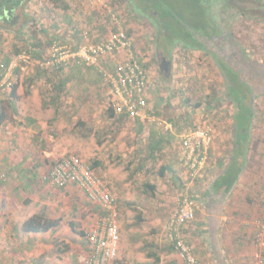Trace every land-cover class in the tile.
<instances>
[{"label":"rangeland","instance_id":"rangeland-1","mask_svg":"<svg viewBox=\"0 0 264 264\" xmlns=\"http://www.w3.org/2000/svg\"><path fill=\"white\" fill-rule=\"evenodd\" d=\"M68 2L78 9V14H71L76 18L71 19L73 24L63 20L68 12L54 7L51 0H33L26 10L33 15L42 14L43 22L41 27L33 25L30 30L37 34L39 28H46L50 36L41 33L43 40L51 41V38L57 35L59 42L56 44H63L71 49L70 47L76 46L74 44L83 42V39H79L80 32L84 35L88 32L93 34L92 40L96 41L99 38H107L118 27H122L131 36L135 53L149 71V100L146 113L147 110L153 109V106L155 113H161V103L168 99L170 109L177 113L180 119L186 120L187 117L191 121L193 117H199L201 106L207 105L204 104L206 102L198 103L206 97L200 92L214 82L211 58L205 54L199 56L192 51H183L182 46L176 47L177 42H165L168 50H172L166 58L175 64L172 65L171 74L168 76L160 71V60L163 56L161 53L163 50L167 51L163 45V37L166 34L164 29L161 32L156 31L149 18L133 14L121 0ZM190 3V0H175V5L182 14L177 17L187 24V19L194 17ZM232 4L236 6V16L234 21L229 22V26L234 34L244 39L246 46L249 45L255 51L264 49V39L255 46L246 43L247 36H242L246 34L244 30H254V26L246 22L247 16L264 15L258 4L254 0H234ZM199 10L200 8L196 9ZM88 11L93 12L90 14L93 22L86 24L84 14ZM66 28V34L62 36ZM69 33L78 35V39L73 38L72 43L66 41ZM23 36V39L32 42L28 33ZM10 37L11 35H5L0 42V54H11ZM25 46L20 43V50L24 52L12 57L5 78V88L0 94V174H6V181L0 183V264H39L45 260L40 256L42 245L37 247V234L20 232L22 222L27 219L26 217L22 221L23 215L33 214V211L30 212L31 207H35L32 200L36 205L40 202L49 216L59 221L57 231L55 229L53 232H61L65 238L53 243V248L47 253L58 260L65 258L72 264H84L90 250L80 232L91 230L98 219L106 214V210L89 200L77 186L62 189L46 183L43 179L55 162L70 156H77L89 165L98 163L95 169L97 174L116 196L121 254L126 263L161 264L162 261L159 262L157 256L161 257L162 249L168 260L177 264L165 231L169 216L185 192L174 167L176 154L173 149L172 153L168 152L166 147L161 155L150 159L148 146L153 136L149 137L147 132L151 125H148V129L145 128L139 140L136 134L134 135V119H125L121 123L117 116H110V89L103 72H113L119 58L101 59L100 65L88 71L84 79L66 82L65 90L60 91L63 95L58 104L53 99L60 93L56 92L54 87L59 80L57 77L47 79V74H52V77L56 70L45 68L41 69L44 73H39L40 63L26 51ZM171 47L173 49H170ZM46 48L49 51L51 46ZM73 68L75 66H68L64 72L77 70ZM14 86L16 89L12 98ZM42 106L45 107L43 112ZM56 106L59 111L55 109ZM1 112H5L2 119ZM166 126L167 123L157 124L155 131L157 134L162 131L169 133L164 129ZM177 130L178 133H184L181 127ZM37 132L40 137L44 135L50 145L45 148V152L37 151ZM41 156L42 161H39L37 158ZM8 165L10 168H23L30 177L35 178L34 181H27L25 177L10 178ZM169 166H173V172L166 171L162 176L161 168ZM37 172L40 173L38 180ZM149 185L153 186L154 190L148 189ZM262 220L264 211L254 221L256 233L258 222ZM70 223L75 224L76 231L73 232L69 228ZM70 232L72 233L68 236ZM67 241L69 243H66ZM259 250L256 245L254 264L257 263ZM151 254L155 256L150 257ZM261 254L263 256V253Z\"/></svg>","mask_w":264,"mask_h":264},{"label":"crops","instance_id":"crops-1","mask_svg":"<svg viewBox=\"0 0 264 264\" xmlns=\"http://www.w3.org/2000/svg\"><path fill=\"white\" fill-rule=\"evenodd\" d=\"M258 1L256 4L264 13V0ZM233 2L234 0L229 2L228 0H206V3H204L210 14L211 22L208 23L209 28L206 31L200 29L199 32L202 35L196 37L204 44L206 49L204 51L202 49L191 51L199 54V56L205 54L211 58V64L213 65L211 73L214 82L213 85L206 86V89L200 92L201 95H206V97L198 103L206 102L204 104L207 105L206 107L201 106L199 117H193L191 121L187 117L186 120L180 119L177 113L170 109L169 101L166 99L161 103V113H155L153 106V109L147 110V113L144 112L134 118L136 126L133 127V130L136 136L142 132V127L148 129V125H151L150 130L147 132L150 137L151 131L156 129L157 124L153 122L155 119L162 121L163 124L167 123L166 127L171 129L175 124L174 131L169 133L162 131L157 136H152L161 137L159 139L162 140V144L167 145L168 152L172 153L173 149L176 154L174 167L180 176L184 190L190 181L179 162L180 135L183 132L178 133L177 128L181 127L186 132L200 125L210 124L214 127V142L208 165L202 176L195 180L189 189L197 200V219L183 230L185 241L192 246L199 264H254L253 257L256 251L254 221L264 211V49L255 51L249 45L246 46L244 39H240L239 36L234 34L229 26V22L234 21L236 16L234 11L236 6L232 4ZM71 13H75V11L69 10V14ZM91 13L93 12L88 11L84 14V18L89 23L93 22V17L90 16ZM76 14H78V11ZM68 19L63 18L64 21ZM245 20L248 25L254 26V30H244L246 34H242V36H247L246 43L258 46L264 39V15L247 16ZM59 23L62 26V21ZM159 29L160 27L157 28V31ZM66 31L67 28L64 34L61 35L64 36ZM226 31L231 34L233 41H230V39L225 41L226 38L230 37L227 36ZM223 35L226 37L223 38L224 41H221ZM78 37V35L69 33L66 41L72 43V39H78ZM81 37H83V43L85 41L94 42L92 40L93 34H89V32ZM109 37L110 35L107 38H99V41ZM163 38L165 39V36ZM163 45L167 51L163 50L161 55L170 56L172 50H168L166 43ZM181 49L189 52L183 47ZM111 59L108 58V60ZM169 61L172 62L171 59ZM73 64L70 66H73ZM172 65L175 66V64L172 62L171 70ZM93 68L84 65L79 70H73L76 74H74L75 77L72 81L84 79L86 73L91 69L93 70ZM80 71L84 74H81ZM65 86H67V83ZM63 89L65 90V88ZM148 100L149 92L147 91V103ZM44 109L45 107L42 106L41 112ZM55 109L58 110L57 106ZM38 134L37 132V151L45 152V148L50 147V145L44 135L40 137ZM37 159L40 161L42 156ZM172 167L169 166L170 169ZM8 173L10 174L9 177L14 179L25 177L30 182L35 179L30 177L23 168L17 166L10 168L8 165ZM39 174L37 172V180ZM71 187L69 186L66 189ZM32 201L35 207H31L30 212L33 211V214L23 215L22 221L26 217L37 213L45 214L51 218L40 202H37L36 205L34 200ZM69 228L71 229V226ZM55 229L57 231L58 227L46 233L37 234V247L42 245L40 249H43V251L40 256L45 259L39 264H72L68 259L58 260L57 257H52L47 253L53 248V243L55 244L58 239H65L61 232H53ZM71 233L67 235L70 236ZM66 243H69V241ZM170 250L174 254L176 263L182 264L180 256L172 248ZM164 253L165 251L161 249V257L156 255L157 260L162 261L161 264H172ZM259 253H263L264 256V248L260 249ZM150 257H152V254ZM120 260L127 264L121 251Z\"/></svg>","mask_w":264,"mask_h":264},{"label":"built area","instance_id":"built-area-1","mask_svg":"<svg viewBox=\"0 0 264 264\" xmlns=\"http://www.w3.org/2000/svg\"><path fill=\"white\" fill-rule=\"evenodd\" d=\"M49 58L41 66L50 69L67 68L73 63L98 67L101 59L119 58L111 73L103 72L109 86L108 100L117 114H128L135 118L146 112L147 91L149 84L148 70L143 66L134 51L133 40L122 28L98 43H86L78 50L72 51L64 46L55 45L50 50ZM0 81V94L4 90L5 78ZM9 85V84H8ZM154 123L163 125L161 121ZM166 132L173 129L165 127ZM214 142V129L210 125L198 126L180 135L179 162L187 174L189 185L186 186L175 210L168 218L165 231L168 242L180 256L182 264H199L192 246L183 236L186 226L196 220L197 200L190 192V185L202 176L209 159ZM44 181L58 188L77 186L85 196L106 210L96 225L84 232L90 253L84 264H117L120 260L121 233L117 198L96 170L77 156L61 159L44 175ZM6 176L0 174V183ZM256 245L264 248V220L258 222ZM256 264H264L262 254H258ZM124 264V262H122Z\"/></svg>","mask_w":264,"mask_h":264},{"label":"trees","instance_id":"trees-1","mask_svg":"<svg viewBox=\"0 0 264 264\" xmlns=\"http://www.w3.org/2000/svg\"><path fill=\"white\" fill-rule=\"evenodd\" d=\"M121 1H124V3L127 4L128 8L131 9V12L133 14H136L138 17L144 16L145 18H149L151 23L155 27L156 31L158 27H160V29L158 30L159 32H161L162 29H164L166 31V34L164 35L165 39L163 38L164 43L174 41L177 42L176 45L177 48L182 46L184 49L188 51L198 50V49H202L204 51L206 49L204 44L200 42L198 37H196V36H201L202 33L199 32L200 29L206 31L209 28L208 23L211 22L210 14L208 13V10L206 9L204 4L206 3V0H190L191 3L189 7L193 9L191 13L194 15V17L187 19V22L189 24L178 19L177 15L181 16L182 14L179 11V9L176 7L175 0H121ZM229 1L230 0H228V2ZM254 1L257 2L258 0H254ZM32 2L33 0H0V42L5 38V35H11L10 43L12 47L11 54H6V53L0 54V81L4 78L12 62V57L18 56L22 52H24L20 50V43L21 44L24 43L26 45L25 46L26 51L34 58L36 62H38V64L40 63V66H38L39 73L41 72L44 73L43 70L41 69H45V67L41 66V63H43L49 58L51 52L47 50L46 46H51L52 49L53 46L57 45L56 42H59L58 39L59 36L57 35H54L53 37L54 39L51 38V41L49 40L48 42H46L45 40H43V38L41 37L42 36L41 33H43L44 35L48 34L46 36H50V33L46 30V28L45 29L39 28L40 31L37 30V34L33 33L30 30V28L33 25L34 26L37 25L41 27V23L43 22L42 14L37 13L36 15L35 13V15H33L26 10L32 4ZM51 2L54 7L60 9L63 12H68V14L65 13V16L63 18H69L68 21L72 23L71 19L74 17L71 16V14L75 15L78 9L72 7L70 5V2H68V0H51ZM197 8H200V10L196 11ZM69 10H73L75 11V13L69 14ZM166 19H168V21ZM85 23L89 24L87 20L85 21ZM74 25H76L75 22ZM187 25H189V27H187ZM25 33H28V37L30 38V40H32V42H29L28 39H23L24 37L23 34ZM80 35L83 36L84 33L80 32ZM79 39L81 40L83 39V37ZM98 42L101 41L94 40V42H86V43H98ZM86 43L78 42L76 46L70 47L71 48L70 50L76 51ZM58 46H64V45L58 44ZM64 47L68 48L67 46ZM84 65L86 64H82V63L73 64V66H75V68L77 69H79V67H82ZM143 66L146 68V70H148L145 63H143ZM64 71L67 70H65V68L57 69L54 73V76L52 77H51L52 74L51 75L47 74L48 80H52V78L54 77L58 78L59 81L55 83L54 86L56 88V92H60L66 85V82L68 83V81L73 80L75 77L73 70L67 73ZM15 89L16 86L13 87V91L11 95L12 98H14ZM62 95L63 92L58 93L57 95L54 96L53 101L60 104ZM57 108L59 107L57 106ZM109 113L112 118L114 116H117L118 121L121 123H123V120L125 119L132 118L128 114H117L114 111L112 105H110ZM4 116H5V112L3 113L1 112V119L4 118ZM142 128H143L142 132L138 133L137 135L139 140L142 138L145 130V127ZM151 135L157 136V132L152 130ZM156 136H153L149 142L148 156L150 159L156 158L158 155H161L160 153H162L167 147V145L162 144V140L159 139L161 137H156ZM141 151H143L142 148ZM57 162H55L54 164H56ZM98 165H99L98 163H94L90 166L91 168L96 169ZM166 171L173 172V167L171 169L169 167L161 168L160 174L164 176ZM147 188L154 190V187L151 185L147 186ZM58 225H59L58 220L49 218L45 214L37 213L27 217V219L22 222L20 232L30 235L43 234L58 227ZM70 226L73 231H76L75 224L70 223ZM80 235L85 236V233L80 232ZM170 247L172 248V250H174L171 244ZM153 256H155V254H152V257ZM117 264H122V262L119 261Z\"/></svg>","mask_w":264,"mask_h":264},{"label":"water","instance_id":"water-1","mask_svg":"<svg viewBox=\"0 0 264 264\" xmlns=\"http://www.w3.org/2000/svg\"><path fill=\"white\" fill-rule=\"evenodd\" d=\"M230 39H231V41H233L231 35H230ZM171 64H172L171 61H169L166 57L162 56L161 57V63H160V71L169 76L171 73Z\"/></svg>","mask_w":264,"mask_h":264},{"label":"flooded vegetation","instance_id":"flooded-vegetation-1","mask_svg":"<svg viewBox=\"0 0 264 264\" xmlns=\"http://www.w3.org/2000/svg\"><path fill=\"white\" fill-rule=\"evenodd\" d=\"M225 33H227V36H228V37L231 35V34H228V32H225ZM225 37H226V36L223 35V36L221 37V39H222L221 41H224L223 38H225ZM229 39H230V37H229V38H226L225 41H227V40H229ZM230 41H231V39H230ZM223 43H224V42H223ZM218 44H219V43H218ZM160 63H161V60H160Z\"/></svg>","mask_w":264,"mask_h":264}]
</instances>
